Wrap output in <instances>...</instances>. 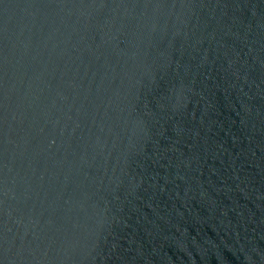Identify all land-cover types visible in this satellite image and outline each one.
<instances>
[{
  "label": "water",
  "instance_id": "water-1",
  "mask_svg": "<svg viewBox=\"0 0 264 264\" xmlns=\"http://www.w3.org/2000/svg\"><path fill=\"white\" fill-rule=\"evenodd\" d=\"M0 264H264V0H0Z\"/></svg>",
  "mask_w": 264,
  "mask_h": 264
}]
</instances>
